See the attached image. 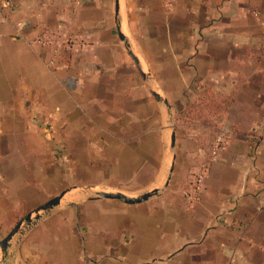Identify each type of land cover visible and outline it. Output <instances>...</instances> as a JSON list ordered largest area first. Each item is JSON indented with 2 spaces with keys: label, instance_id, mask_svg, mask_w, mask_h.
<instances>
[{
  "label": "crops",
  "instance_id": "0c3cea01",
  "mask_svg": "<svg viewBox=\"0 0 264 264\" xmlns=\"http://www.w3.org/2000/svg\"><path fill=\"white\" fill-rule=\"evenodd\" d=\"M135 34L177 54L168 98ZM205 92L232 100L217 154ZM140 180L177 196L96 197ZM59 194L0 264H264V0H0V227Z\"/></svg>",
  "mask_w": 264,
  "mask_h": 264
},
{
  "label": "rangeland",
  "instance_id": "374dc122",
  "mask_svg": "<svg viewBox=\"0 0 264 264\" xmlns=\"http://www.w3.org/2000/svg\"><path fill=\"white\" fill-rule=\"evenodd\" d=\"M139 25H141V22H138ZM138 26V24H137ZM134 38V42L137 46L136 49V53H138V55L141 57V59L143 60V63L145 64L144 69H148L150 70V72L157 78L158 77V82L156 83L155 87L157 90L160 91V93L162 94V96H165L168 98V95L166 92H164L163 89V82L161 81V77H163V75L169 74L170 72H172V70H178L177 67L172 68V66H169L170 63L172 64V62H175V58H177V54H171V59L168 58V53L166 51H162V50H158L155 48H152L153 46L156 47L155 45H148L145 44L144 42L141 41V39L137 36V34H135L133 36ZM145 39V36H144ZM158 46H162L161 44H159ZM177 53V52H176ZM167 66V67H166ZM135 70H136V66H134ZM192 87H194V85H192L191 87L188 88L189 89H193ZM148 88V87H147ZM148 94L151 95V92L148 89ZM189 96V93L187 94V97ZM170 101L172 103V107H173V112H174V108L178 107L177 102L172 99V97L170 96ZM199 100H194V102H198ZM193 102V101H192ZM162 106H164V103L162 104ZM196 116L194 117H190L189 120H195V119H199V118H204L206 121H203V119H199L200 121H202V123H198L199 125H201L202 128V136L200 137V139H202L203 143H204V147L203 148H210V145L212 144V142L215 144V148L214 146L211 148V150H218V148H220V146L222 145L221 142H219L220 136L221 138H224V136L222 137L223 134L226 133V130H224V123L223 121L226 122V119L224 118V116H222L220 114V111H216L215 113H211L208 111L207 107L202 106H198V108H196V110L194 111ZM221 118V120L219 119ZM225 119V120H224ZM191 126H194L193 124H187V126L183 125L182 129L184 130L185 128H189ZM223 133V134H222ZM185 134H189V133H185ZM180 135H182V132L180 131ZM181 137V136H180ZM165 150L168 151V144H169V140L165 139ZM210 150V151H211ZM93 154V153H92ZM180 154V153H179ZM64 163V164H63ZM62 163L63 166H66L67 168V161H64ZM80 169V168H78ZM78 169H76V171L79 173ZM86 173V172H85ZM91 175L93 173L96 174V171L93 172V170L91 169L90 171ZM142 180V179H141ZM139 181L138 183H133V184H127L122 186V189L127 191L128 193H131L132 195H137L139 192H144L146 190H149L153 187L152 184L149 185H145L144 187L142 186V181ZM169 189H167L166 191H162L159 195L151 197L148 201L146 202H153L155 200L160 201L161 196H163L166 200H172L174 199L176 196H174L173 194L171 195L169 192ZM82 218V217H80ZM82 223V221H81ZM29 225H27L26 222H24L23 226H22V230L25 233L26 231L29 230ZM10 230L12 229L9 228ZM9 229L7 227H0V237H3L7 234V232L9 231ZM22 232V234H23ZM21 234V233H19ZM19 234L17 235L19 238Z\"/></svg>",
  "mask_w": 264,
  "mask_h": 264
},
{
  "label": "water",
  "instance_id": "95a60500",
  "mask_svg": "<svg viewBox=\"0 0 264 264\" xmlns=\"http://www.w3.org/2000/svg\"><path fill=\"white\" fill-rule=\"evenodd\" d=\"M119 35L120 38H122L125 43L126 46L128 48V51L130 53V55L132 56V58L134 59L136 65L138 66L141 74L144 75V71L142 69V65L140 62V59L138 58V56L135 54V52L132 50L130 43L128 42V39L126 38V36L119 31ZM155 96L160 99V97L158 96L157 93H155ZM175 132H173L172 134V147L175 144ZM173 166L171 167L172 171ZM169 179V178H168ZM168 181V180H167ZM158 189H153L147 192H144L142 194L139 195H128L125 194L123 192H108V191H100L97 192L96 197H106V198H114V199H119V200H123L126 203H140L143 202L147 199H149L151 196L155 195L158 193ZM63 194H59L53 198H51L50 200H48L47 202H45L44 204H42L41 206H39L36 210H34L33 212L28 213L27 215L24 216V218H22L7 234L5 237H3V239L0 240V247L2 249V251L4 252V254H6L8 252L9 246H10V242L13 239V237L21 230L24 222L29 223L33 220L34 217H38V215H40V213L42 211L48 210L50 208H52L54 205L58 204L62 198Z\"/></svg>",
  "mask_w": 264,
  "mask_h": 264
},
{
  "label": "trees",
  "instance_id": "16d2710c",
  "mask_svg": "<svg viewBox=\"0 0 264 264\" xmlns=\"http://www.w3.org/2000/svg\"><path fill=\"white\" fill-rule=\"evenodd\" d=\"M204 94L206 95V97L201 98L198 102L188 103V106H187L188 108H187V112L185 116L187 119H190V117L196 116L194 111L196 110V108H198V106L203 105L204 107H207L208 111L211 113H215L216 111L222 112V111L227 110V108L229 107V104L232 101L229 98H215L214 92H205ZM199 119L201 120L203 119V121H206L204 118H199ZM206 122H209V121H206Z\"/></svg>",
  "mask_w": 264,
  "mask_h": 264
},
{
  "label": "built area",
  "instance_id": "2783aa9c",
  "mask_svg": "<svg viewBox=\"0 0 264 264\" xmlns=\"http://www.w3.org/2000/svg\"><path fill=\"white\" fill-rule=\"evenodd\" d=\"M21 25H23L22 22H18V26H21ZM37 41L44 42V43H50L51 42V39L50 38H47V37H43V38H39ZM219 142H221V143L223 142V138H221V136H220ZM219 149L220 148H218V150H214L213 153L214 154H217L218 151H219ZM201 179H202L201 177L198 178V180H197L198 184H200Z\"/></svg>",
  "mask_w": 264,
  "mask_h": 264
}]
</instances>
